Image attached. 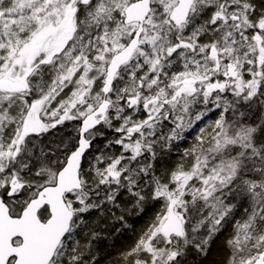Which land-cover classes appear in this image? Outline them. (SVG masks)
<instances>
[{
	"label": "snow or ice",
	"instance_id": "1",
	"mask_svg": "<svg viewBox=\"0 0 264 264\" xmlns=\"http://www.w3.org/2000/svg\"><path fill=\"white\" fill-rule=\"evenodd\" d=\"M0 264H264V0H0Z\"/></svg>",
	"mask_w": 264,
	"mask_h": 264
},
{
	"label": "trees",
	"instance_id": "2",
	"mask_svg": "<svg viewBox=\"0 0 264 264\" xmlns=\"http://www.w3.org/2000/svg\"><path fill=\"white\" fill-rule=\"evenodd\" d=\"M137 227H139V225H137ZM130 238H131V234H128V236H126L125 238H123V239L121 240V245H120V246H122V245L125 244V243L130 242ZM107 251H112L113 254H115V251H114L113 249H111V248L107 249Z\"/></svg>",
	"mask_w": 264,
	"mask_h": 264
}]
</instances>
